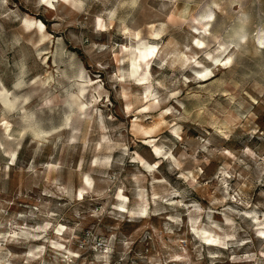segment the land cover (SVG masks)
Masks as SVG:
<instances>
[{
    "label": "rangeland",
    "instance_id": "374dc122",
    "mask_svg": "<svg viewBox=\"0 0 264 264\" xmlns=\"http://www.w3.org/2000/svg\"><path fill=\"white\" fill-rule=\"evenodd\" d=\"M0 82V264H264V0H0Z\"/></svg>",
    "mask_w": 264,
    "mask_h": 264
},
{
    "label": "bare ground",
    "instance_id": "6f19581e",
    "mask_svg": "<svg viewBox=\"0 0 264 264\" xmlns=\"http://www.w3.org/2000/svg\"><path fill=\"white\" fill-rule=\"evenodd\" d=\"M45 1H47V0H45ZM32 25V24H31ZM34 30V29H33ZM39 33H40V35H41V39H43V38H45V33L43 32V31H41V30H39ZM200 43V42H199ZM155 52H156V49L154 48V47H145V48H143V49H141L140 51H139V56H138V58L140 59V60H142V61H144L145 62V64L146 65H148V63H149V59L150 58H152L153 56H154V54H155ZM136 54H135V52L134 53H132L131 54V56L130 57H134ZM137 58V57H136ZM204 78H206V76L204 77ZM204 80H206V79H204ZM1 83V82H0ZM84 92V90H81V93H83ZM10 103V99H9V93L5 90V89H0V106H7V104H9ZM84 108V105L83 104H81V105H79V109L80 110H82ZM5 125V129H7L8 128V126L6 125V124H4ZM119 197V199H122V197L123 196H118ZM59 231V230H58ZM204 234V233H203ZM202 234V235H203ZM206 234V233H205ZM212 234V233H211ZM211 234H210V236H211ZM209 235V234H208ZM204 236V235H203ZM212 237V236H211ZM214 238V237H213ZM208 239V238H207ZM209 240H210V238H209ZM213 241H214V239H212ZM212 242V241H211ZM217 242V241H216ZM213 243V242H212ZM214 243H215V241H214Z\"/></svg>",
    "mask_w": 264,
    "mask_h": 264
}]
</instances>
